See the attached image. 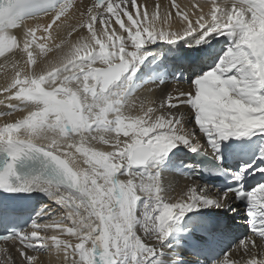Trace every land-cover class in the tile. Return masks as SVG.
<instances>
[{"label": "snow or ice", "instance_id": "obj_1", "mask_svg": "<svg viewBox=\"0 0 264 264\" xmlns=\"http://www.w3.org/2000/svg\"><path fill=\"white\" fill-rule=\"evenodd\" d=\"M71 7L68 0H0V57L19 50L28 65H36L34 49L51 51L46 41ZM41 15L51 22L27 27L22 39L13 34ZM149 15L137 0H94L78 23L87 29L88 35H80L86 43L71 44L57 62L39 70L18 68L4 89L11 93L8 100L19 102L8 107L24 115L0 127V194L40 192L65 209L47 223L31 218L25 231L16 226V208L0 200V225L7 231L0 240H19L21 264H38L27 250L49 248L63 253L64 264H202L222 235L220 219L207 210L236 212L237 202L260 243L242 237L239 246L248 259L224 253L212 264H264V251L256 252L264 247V179L248 184L250 177L264 176V0H212L195 24L178 11L187 25L177 31L158 27L156 12L151 20ZM113 20L119 30L111 27ZM218 38L225 44L213 55L208 49ZM158 41L173 54L180 48L200 51L211 63L193 69L190 92L160 105L167 114L141 106L142 115H126L135 107L144 69L153 82H163L168 53L158 63L161 54L146 47ZM181 105L189 112L172 111ZM182 149L206 157L208 174L223 175L226 184L213 191L215 186L193 183L175 201L168 198L162 171L201 170L173 161ZM76 154L87 167H73ZM48 214L45 205L36 216ZM49 230L60 235H41ZM185 248L197 259H184Z\"/></svg>", "mask_w": 264, "mask_h": 264}, {"label": "bare ground", "instance_id": "obj_2", "mask_svg": "<svg viewBox=\"0 0 264 264\" xmlns=\"http://www.w3.org/2000/svg\"><path fill=\"white\" fill-rule=\"evenodd\" d=\"M142 2H146V0H138V3H142ZM151 2H152V0L148 1V3H151ZM179 3L180 4L178 5V9H173V7L171 6V3L167 2V1H163V3L161 2V6H163V9H162L163 12L162 13L160 12V14L157 16L158 17L157 18V26L158 27L164 28V29H166L168 31L181 30L183 26L187 25V21L182 20L181 16L177 15V13L171 14L169 12L179 11L180 13L186 14L188 16V19L191 20L195 24L196 19L199 18V16L202 14V12L203 13H208L210 11L211 7H212V1L211 0L206 1L203 4L201 3V5H199L198 7L194 6L192 0H179ZM206 5H207V7H206ZM141 12H143V11H141ZM155 12H156V9H155ZM134 14H135V11H134ZM41 18L42 17H40L39 19H41ZM124 19L126 21L127 18L125 17ZM149 20H151V16H149ZM79 21H80V19L79 20L73 19L69 23L67 28H69L70 26L71 27H77ZM165 21H167V22H165ZM112 27H115L117 30H119V26L115 25L114 21L112 22ZM60 30H61V28H59V29L55 28L52 31L53 39L52 40H48V42H46V43H47V45H52L53 43L60 42L61 43V48L60 49H53L51 52H45V54L43 56L44 59H42V62H40V61H38L40 63L37 62L38 64H36V66H37L36 70L44 68L45 64L49 60H51L53 62H57L63 54L68 52L69 47H70L71 44L68 43L67 37L65 35H62V34L59 35V31ZM86 30H87L86 28H84V29H80L79 28V29H77V31L73 32L72 35H74V38H76L78 36V34L82 33L83 31H86ZM110 30H111V28H110ZM18 53H20V52H14L13 54L7 56L6 58L0 60V77L2 79L1 82L3 84V86H1L0 88H6L12 82V80L15 78V72H16V70L18 68H21L24 71H30L31 69H35L34 65H28L27 64V60H26V62H24V60L26 59L25 56H23L21 54H18ZM38 53H39V50L36 51V54H38ZM22 76H23V73H22ZM22 76H21V78H22ZM14 91H15V89H14ZM177 92H179V91H174L172 93H177ZM9 95H11V93L6 94L4 96V98H7ZM160 95L154 94V93H148V96H147V100L149 101L148 104L142 103L141 105L144 106V107L148 106V107H153L155 109H159L158 106H160L161 104H164V99L166 97V95H162V96H160ZM170 95L172 96V94H170ZM0 97H3V96L0 94ZM135 99H136V96L133 97V102L135 104L134 108L136 109L135 112H134V115H142L143 112L141 111L140 103L136 104ZM0 101H1V99H0ZM151 102H152V104H151ZM144 107H143V109H144V111H146L148 107L147 108L146 107L144 108ZM128 110H130V109H126L125 110V114L126 115L128 114L127 113ZM172 111L178 113L179 112V108L178 109H173ZM161 112H162V110L160 109V111L157 112V114H160ZM3 118H5V117H3ZM14 119H16V118H13V120ZM189 126L191 127V125H189ZM197 134L200 136L201 142H203L204 139H205L203 137V135L200 134V133H197ZM102 149L107 151V150L110 149V147L107 146V145H102ZM73 151H74V149H72V152ZM164 176H166V179H164V180L173 179L174 173L173 172H169L166 169V170H164ZM174 181L175 180H172L171 182L173 183ZM178 183L180 185H178L176 188L173 187L172 191H173L174 194L170 195V196H174L175 199H178L182 195L183 191H186L187 187L190 186V183H188L185 179L181 178L180 176H178ZM172 200L175 201L173 198H172ZM46 206H48V205H46ZM54 208H55V206H54ZM207 211H209L210 215H213L215 217L217 215H221L220 218L223 221H225L227 218L231 217L232 215L237 216L240 213L239 211L228 212V210H225L227 212V214L226 215H222V213H223L222 210H207ZM41 217L42 216H40L39 218H41ZM41 235H46V234L44 232H42ZM61 238H63V239H71L73 244L77 242L74 238H71V237L65 236V237H61ZM187 250H188L187 248L183 249L182 253H183L184 259H188V260L196 259L195 257H193L190 254V251H187ZM240 250L241 249L238 248V250H236L232 254H230L229 257L234 259L236 252L240 251ZM30 252L35 254L36 256H38L40 258L39 261H41L42 264L43 263H45V264H47V263H49V264H62L61 261L64 258L62 252H57L55 250V248H49V250H47L48 255L45 254L46 251H43V250H42V252L44 253V255H43V253L41 251H35L34 252V251L30 250ZM39 252H41L42 254L40 253L41 255H39ZM256 252L259 254L261 251L259 249H256ZM170 255L171 254H169V259L171 257ZM246 259H248V258H246ZM246 259H244V260H246ZM18 261L17 260L14 261L15 264H17Z\"/></svg>", "mask_w": 264, "mask_h": 264}, {"label": "rangeland", "instance_id": "obj_3", "mask_svg": "<svg viewBox=\"0 0 264 264\" xmlns=\"http://www.w3.org/2000/svg\"><path fill=\"white\" fill-rule=\"evenodd\" d=\"M178 2V5L180 4L179 3V0H177ZM195 1H197V0H195ZM195 1L194 0H192V2L193 3H195ZM204 1V2H203ZM200 0V2H199V5H201V3L203 4V3H205L206 1H209V0ZM212 1V0H211ZM171 6H172V4H171ZM206 7H207V5H206ZM173 9H175V8H173ZM182 12V11H181ZM37 56H35V58L36 59H41V60H39L40 62H42V59H44L43 58V56H44V54H40V53H38V54H36ZM40 62H38V63H40ZM38 63H36V64H38ZM32 70V69H31ZM12 91H14V89L12 90ZM12 102H8V105L9 104H11ZM1 104V103H0ZM141 106L142 105H140V108H141ZM144 107V106H143ZM146 108L148 107V106H145ZM144 107V108H145ZM166 109V110H165ZM164 110L165 111H162L164 114H167L168 113V110H167V108H164ZM23 116L24 115V113L23 112H20V111H16V113L15 114H11V115H8V116H6L5 118H3V120L2 121H4V122H6V123H8V118H10L11 120H13V118H16L17 116ZM1 121V122H2ZM61 208V209H60ZM50 212H52V214H57L59 217L61 216V215H64L65 214V209H63L60 205H55V208L53 207L51 210H50ZM52 220V219H51ZM66 223H69V225H70V222H67L66 221ZM46 234H55V235H59V234H57V232H55V231H51V230H49ZM49 250V249H48ZM187 251H190L189 249L187 250ZM42 252V251H41ZM41 252H39V255H41L42 253ZM41 253V254H40ZM46 253H47V251H46ZM45 253V254H46ZM63 254V253H62ZM43 255H44V253H43ZM64 259V258H63ZM62 260V259H61Z\"/></svg>", "mask_w": 264, "mask_h": 264}]
</instances>
